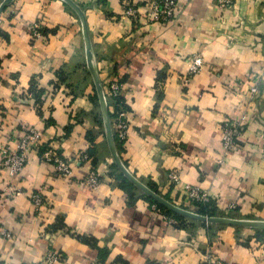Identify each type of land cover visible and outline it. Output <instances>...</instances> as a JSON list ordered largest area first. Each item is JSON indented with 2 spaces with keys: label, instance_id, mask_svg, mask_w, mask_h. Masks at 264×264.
Instances as JSON below:
<instances>
[{
  "label": "crops",
  "instance_id": "obj_1",
  "mask_svg": "<svg viewBox=\"0 0 264 264\" xmlns=\"http://www.w3.org/2000/svg\"><path fill=\"white\" fill-rule=\"evenodd\" d=\"M72 1L85 14L101 83L114 72L123 78L129 133L116 148L127 170L177 206L186 203L184 187L197 186L217 217L264 221V0L228 8L179 0L176 24L136 26L120 0ZM35 24L42 38L33 41ZM0 31V147L33 128L71 171L70 179L57 176L40 150L7 189L0 172V264H38L48 252L61 255L59 264H264V228L168 225L122 179L94 100L82 25L69 6L14 0L0 14ZM194 56L204 67L187 79ZM241 116V149L219 164L222 127ZM91 169L101 178L96 189L81 182ZM171 172L178 183L169 182ZM33 192L47 202L40 216Z\"/></svg>",
  "mask_w": 264,
  "mask_h": 264
},
{
  "label": "built area",
  "instance_id": "obj_2",
  "mask_svg": "<svg viewBox=\"0 0 264 264\" xmlns=\"http://www.w3.org/2000/svg\"><path fill=\"white\" fill-rule=\"evenodd\" d=\"M123 5V15L133 22L136 26L140 22L146 24H176L179 19V0H145L142 5L133 6L130 0H120ZM233 0H218L221 8L231 7ZM140 8L143 13H140ZM33 41L42 38L39 24L32 25L28 28ZM204 67L203 59L200 56H194L188 63L187 79L201 71ZM255 82V79H252ZM103 88L104 98L107 102L114 101L121 96L123 90V83L118 77L105 80L101 83ZM251 95L257 94V87L251 86L249 88ZM109 108V107H108ZM113 112V110H111ZM115 117L111 120V127L113 137L116 136L122 144L126 141L129 133V121L127 119V111L120 108L119 111L114 112ZM245 117L241 116L239 120L227 124L222 127L220 140V158L219 164H222L225 159L232 153L239 152L241 149V139L245 132ZM42 159L51 164L57 176L70 179L71 171L68 162L64 160L58 151L52 146H43L40 141L39 133L35 129H29L18 139L15 146H11L5 142L0 147V172L4 177L5 189L9 188L10 181L14 180L23 170L29 165L32 153L40 151ZM82 161H89L88 154H82ZM168 180L170 183H178L179 176L176 172H171ZM89 188L96 189L101 183V178L97 171L90 170L82 179ZM185 205H208L212 199L208 192L203 191L197 186L186 185L184 187ZM15 194L17 192L14 191ZM31 206L36 215H42V210L47 207L45 197L40 192H33L30 196ZM190 206V207H192ZM193 208V207H192ZM237 205L230 203L228 209L236 210ZM152 211L158 215L164 222L171 226H177L178 221L172 216L162 211L157 205L152 204ZM7 234V233H6ZM61 255L55 252H48L46 256L38 264H59L61 262ZM211 264H223L219 259L210 258ZM93 264H95L93 262Z\"/></svg>",
  "mask_w": 264,
  "mask_h": 264
},
{
  "label": "water",
  "instance_id": "obj_3",
  "mask_svg": "<svg viewBox=\"0 0 264 264\" xmlns=\"http://www.w3.org/2000/svg\"><path fill=\"white\" fill-rule=\"evenodd\" d=\"M14 0H3L0 3V14L5 10V8ZM67 6H69L79 17L82 25V33L85 44V53L87 67L92 75L95 92L98 98L99 108L102 116L104 133L107 141L108 148L110 150L111 157L114 161L115 166L119 169L121 174L136 188H138L143 194L148 198L153 200L158 205L164 207L166 210L172 212L173 214L179 215L185 219L195 220L201 223L207 224H222L238 228H247V229H261L264 228V221L257 220H239L229 217H208L192 212L191 210L184 209L179 207L166 198H164L159 193L152 190L150 187L140 182L133 174H131L125 165L123 164L121 158L118 155L115 140L112 133L111 119L109 114L108 104L104 98L103 88L101 81L98 77L97 71L93 66V54L91 48V41L88 34V29L85 20V14L82 9L72 0H62Z\"/></svg>",
  "mask_w": 264,
  "mask_h": 264
},
{
  "label": "trees",
  "instance_id": "obj_4",
  "mask_svg": "<svg viewBox=\"0 0 264 264\" xmlns=\"http://www.w3.org/2000/svg\"><path fill=\"white\" fill-rule=\"evenodd\" d=\"M40 33L42 34V30H40ZM0 36H6V35H5L3 32L0 31ZM117 75H118V74H116V72H114V73L109 77V79H112V78L118 77ZM58 76H59L60 81H64L63 78H62V76H61V74H58ZM118 78H119V77H118ZM119 80H120V82H122V81H123V78L120 76ZM29 92H30L31 94H33L34 97H36V98L40 97V95H41V91H40V90H37L34 86H31V88L29 89ZM96 97H97V96L94 95V100L97 101ZM108 107H109V114H110V119H111V120L114 119V117H115V113H114V112L119 111L120 108L123 109V110H125V111H127V108H126L127 106H126L125 101H124V99L122 98V96L116 98V99H115L114 101H112V102H109V103H108ZM111 110H113V112H111ZM114 140H115L116 147L119 148V145H121L122 143L118 141V139L116 138V136H114ZM42 151H43V149H42ZM42 151H41V152H42ZM121 177H122V179L126 182V184H128V185H132V184H130V183L124 178V176H123L122 174H121ZM148 187H150L152 190H154L155 192H157L156 189H155L153 186H149V185H148ZM157 193H158V192H157ZM147 198H148V197H147ZM148 199H149V201L151 202V204H155V205H157V207H159L162 211H165L167 214L172 215V216L178 221V225H180V223H181L183 220H185V218H183V217H181V216H179V215L173 214L172 212L166 210L164 207H162V206L158 205L157 203H155V202H154L153 200H151L150 198H148ZM166 199H167V198H166ZM190 206H192V205H190ZM190 206H189V205H185V203H184L182 207H183L184 209H188V210H190ZM192 207H193V210H194L197 214H200V215H203V216H208V217H215V216H216V212H215V210H214V204H213V201H212L210 204H208V205L194 204ZM178 225H177V226H178Z\"/></svg>",
  "mask_w": 264,
  "mask_h": 264
},
{
  "label": "rangeland",
  "instance_id": "obj_5",
  "mask_svg": "<svg viewBox=\"0 0 264 264\" xmlns=\"http://www.w3.org/2000/svg\"><path fill=\"white\" fill-rule=\"evenodd\" d=\"M3 0H0V3L2 2ZM179 207H182V206H179ZM183 208V207H182ZM188 210V209H187ZM192 212H195L194 210Z\"/></svg>",
  "mask_w": 264,
  "mask_h": 264
}]
</instances>
